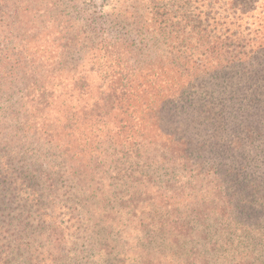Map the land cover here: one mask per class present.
Here are the masks:
<instances>
[{"label":"trees","instance_id":"16d2710c","mask_svg":"<svg viewBox=\"0 0 264 264\" xmlns=\"http://www.w3.org/2000/svg\"><path fill=\"white\" fill-rule=\"evenodd\" d=\"M152 178L159 255L121 264H264V0H0V187L100 205L122 183L132 206ZM223 223L263 239L212 242Z\"/></svg>","mask_w":264,"mask_h":264},{"label":"rangeland","instance_id":"374dc122","mask_svg":"<svg viewBox=\"0 0 264 264\" xmlns=\"http://www.w3.org/2000/svg\"><path fill=\"white\" fill-rule=\"evenodd\" d=\"M104 1L95 0L98 5ZM119 163L116 162L115 165ZM115 172L114 170L109 172L111 181H114ZM157 174L158 172H151L152 176L158 177ZM90 178L91 176H88V180ZM157 181V178L150 179L145 192L135 193L132 206H120V203L126 201L124 196L130 193L129 190L124 189L122 183L113 184L114 189L111 191L105 190L111 196H107L106 201L101 202L100 205L93 203L86 205L85 201H80L82 194L74 188L70 190L65 188L64 192L62 183H60L63 187L61 191L55 192L53 197L41 195L37 204L34 200H30L31 196L28 197L23 192L12 189L13 186L9 189L0 187V261L7 264H33L41 262L43 257L48 256L51 258L49 264H121L123 262L121 254L126 255L127 251L132 252L130 256L135 259L143 255L158 257L157 250H148L146 244L149 241L148 237L142 234L147 231L148 226L164 219L160 212L166 206H158L164 189L160 182L156 185ZM155 191H158L156 206L153 201ZM54 197L57 205L52 206L48 201ZM26 198L31 201L30 204ZM90 199L88 198L87 202H90ZM91 200L94 202L93 199ZM172 207L180 209V206ZM226 219V222L232 219L239 220L232 216H226ZM241 220L245 219L242 217ZM134 221L139 225L141 233L132 229L129 230V235L143 236L142 240H139L142 245L138 248H130L129 243L127 245L123 243L118 234L120 232L118 226L131 222L136 226ZM53 225H56L57 229L52 238L50 231ZM212 234V242L225 241L220 239V235L227 237L228 242L238 243L244 240L252 245L263 239L258 232H246L240 229L234 231L232 224L228 223H223L221 229ZM56 237L59 243L53 242ZM15 238H21L26 244L24 248L15 250L12 244L8 245ZM255 248L256 252L262 253L257 245ZM200 250L210 255L213 259L212 264H225L229 258H235L229 257L233 253L229 246L222 250H208L207 244L200 245ZM263 257L264 254L261 258Z\"/></svg>","mask_w":264,"mask_h":264}]
</instances>
